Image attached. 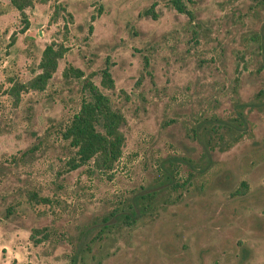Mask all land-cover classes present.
Returning a JSON list of instances; mask_svg holds the SVG:
<instances>
[{"label": "rangeland", "instance_id": "obj_1", "mask_svg": "<svg viewBox=\"0 0 264 264\" xmlns=\"http://www.w3.org/2000/svg\"><path fill=\"white\" fill-rule=\"evenodd\" d=\"M182 2L191 17L171 0H31L19 32L0 0V264H264V0ZM51 40L56 70L14 103L10 80ZM87 75L125 118L106 171L70 168L60 136ZM219 121L228 145L206 149Z\"/></svg>", "mask_w": 264, "mask_h": 264}, {"label": "trees", "instance_id": "obj_2", "mask_svg": "<svg viewBox=\"0 0 264 264\" xmlns=\"http://www.w3.org/2000/svg\"><path fill=\"white\" fill-rule=\"evenodd\" d=\"M19 12L25 6H28L31 0H8ZM172 6L179 12H184L191 17V13L184 7L182 0H171ZM22 13V12H21ZM22 25L19 32L24 31L28 26V21L22 13ZM53 17H51V20ZM253 39H256L254 36ZM13 36H10V42H13ZM66 46L61 42L53 40L44 44L41 49L37 71L25 80L11 79L7 88V93L12 101L16 103L19 99L20 92L28 90L44 89L48 79L52 76L57 68L59 58L62 57ZM146 66V59L143 57V67ZM63 74L71 73L76 77H81L82 71L76 67L67 66L62 70ZM99 84L104 88L113 87V79L109 68L104 65L99 70ZM90 75L82 77L81 88L82 96L78 108L71 113L69 119L60 130V136L67 141V144L73 148L72 156L67 160L70 168H75L85 163H90L94 169L106 171L112 169L114 163L121 154V148L124 143V134L122 125L125 118L120 110L113 107L108 96L92 82ZM229 130L230 125L223 121L213 123L204 128L205 142L203 146L206 149L220 145H228L223 141L224 130ZM236 128V127H235ZM222 130V131H221ZM241 133L231 136L236 141ZM220 143V144H219ZM247 188L245 181H240L239 186L235 189L236 194H242ZM30 197L35 199V193L30 192ZM43 200V198H39ZM129 219V214H124L122 220ZM34 231V232H33ZM30 237L34 233L40 232V228H32ZM38 241V240H34ZM72 261V258H70Z\"/></svg>", "mask_w": 264, "mask_h": 264}]
</instances>
